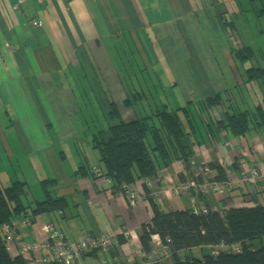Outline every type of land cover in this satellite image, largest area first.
I'll list each match as a JSON object with an SVG mask.
<instances>
[{
    "label": "crops",
    "instance_id": "crops-1",
    "mask_svg": "<svg viewBox=\"0 0 264 264\" xmlns=\"http://www.w3.org/2000/svg\"><path fill=\"white\" fill-rule=\"evenodd\" d=\"M34 20L43 24L35 26ZM229 31L245 36L237 37L243 45L226 43L221 50L225 67L209 35ZM245 39L250 42L246 44ZM243 51L249 58H244ZM257 52L264 56V0H0V173L4 171L0 182L27 181L26 170L34 167L42 190V181L51 179L53 195L68 202L64 212L42 213L30 226L16 221L12 254L18 253L22 243L45 239L41 226L52 220L74 239L83 234L126 236L128 232L127 240L110 253L99 249L88 253L86 264L146 260L140 229L152 219V204L142 199L130 205L125 193L112 189L109 178L91 171L94 166L101 168L92 135L117 122L111 117V104L124 121L153 113L143 114L127 102L132 93L123 71L139 66L140 56L154 68L165 58L168 71L177 78L196 73L182 88L190 104L218 93L231 99L205 105L204 112L193 107L198 137L205 141L195 147L192 164L217 162L235 184L225 194L215 188L186 190L182 188L186 182L180 179L187 174L185 165L176 161L152 179L164 198L165 211L189 209L196 197L219 211L264 205V179L250 183L242 176L251 168L264 171V127L237 135L224 124L229 104L243 111L264 103L260 83L245 82L248 68L264 67L262 59H254ZM237 53L241 59L234 58ZM228 69L235 76L230 81L225 77ZM144 77L140 91L145 93L144 104L151 107L153 103L159 110ZM206 121L215 128L214 135ZM216 174L210 170L207 179ZM144 182L132 185L137 193L146 191ZM44 195L43 190L39 199Z\"/></svg>",
    "mask_w": 264,
    "mask_h": 264
},
{
    "label": "trees",
    "instance_id": "trees-1",
    "mask_svg": "<svg viewBox=\"0 0 264 264\" xmlns=\"http://www.w3.org/2000/svg\"><path fill=\"white\" fill-rule=\"evenodd\" d=\"M242 55L244 58L248 56L246 53ZM246 76V84L259 82L264 90V67H250L246 70ZM143 97L145 93L140 92V98ZM225 100L231 101L230 97L224 99L222 93L214 94L195 103L194 108L199 112L201 107V112H204L205 105L217 106ZM127 102L132 104L131 100ZM263 104H258L255 110L243 111H237L229 104L224 124L237 135L264 127ZM110 108L111 117L116 118L117 122L96 131L91 143L93 149L99 152L101 170L104 177L112 181L114 191L126 194L137 181L154 179L162 168L176 161H182L185 165L187 174L180 176L183 182L192 178L203 183V168L217 171L216 176L210 178L211 182L229 179L226 169L217 162L192 164L195 147L205 141L198 137V121L193 117L192 107L156 110L130 121L120 118L114 104ZM205 125L211 127L212 134L209 133L214 135L213 125L208 121ZM196 169L202 171L198 177L195 175ZM91 171H94L93 167ZM52 182L51 179L43 180L44 198L33 199L27 204L23 199L28 188L26 181L17 179L9 185L0 182V264H29L22 256L13 255L8 249L2 239V225L9 223L15 226L16 221L24 219L34 221L42 213L54 210L64 212L68 207L65 198H58L51 192L49 185ZM150 203L152 219L140 229L142 250L149 253L154 248L153 235H159L172 254L169 261L151 264H264V205L235 206L224 211L209 207L207 213L195 214L191 209L163 211L153 199ZM126 238L118 235L119 245ZM195 248L208 250L203 252L202 257L187 254V251ZM236 248L239 250L236 251Z\"/></svg>",
    "mask_w": 264,
    "mask_h": 264
},
{
    "label": "built area",
    "instance_id": "built-area-1",
    "mask_svg": "<svg viewBox=\"0 0 264 264\" xmlns=\"http://www.w3.org/2000/svg\"><path fill=\"white\" fill-rule=\"evenodd\" d=\"M33 24L35 26H41L43 23L41 20H34ZM93 169L97 176H104L101 168L98 166H94ZM207 172H209V170L203 168V174ZM201 173V170H195L196 177H198V175ZM242 176L245 181L256 183L257 181L264 179V171L262 172L261 169L259 170L256 168H251L247 171L244 170ZM144 183L146 186V191L144 193H137L133 187L128 188L126 191V199L129 204L136 206L137 203L142 199H145L149 202L151 199H153L156 203H158L161 209L165 211L166 207L163 204L164 198L161 195V191L158 190L157 186H155V182L151 179H146ZM233 184H235V182L232 178H229L225 182H211L205 178L203 183H199L196 179L191 178L182 185V188L186 190L193 189L196 192H205L209 188H215L221 194H225ZM190 207L193 213L196 214L207 213L209 211V207L202 202L197 203L193 201ZM51 213L56 215L62 213V211L54 210ZM21 224L30 226L32 221L24 219L21 221ZM41 229L46 235L45 239L35 240L29 243H22L18 253L13 255L22 256L28 261L29 264H83L85 255L90 251L99 249L105 253H110L113 247L119 244L118 238L108 233H105L101 236L83 234L79 237V239H74L70 235H67L61 231L57 227L56 222L52 220L42 224ZM1 234L2 239L8 245V249L12 252V243L14 242L15 235L14 227L9 223L2 225ZM126 236H128V232ZM154 238L156 242L154 248L149 253L142 252V254L146 257V260L142 264H149L151 261L158 262L168 260L170 256V253L168 252L167 247L163 245L162 240L158 236H154ZM160 247H163V251H160ZM147 257H150L151 261H149ZM104 264L109 263L104 261ZM130 264H135V262Z\"/></svg>",
    "mask_w": 264,
    "mask_h": 264
},
{
    "label": "rangeland",
    "instance_id": "rangeland-1",
    "mask_svg": "<svg viewBox=\"0 0 264 264\" xmlns=\"http://www.w3.org/2000/svg\"><path fill=\"white\" fill-rule=\"evenodd\" d=\"M218 33H213L210 34V44L216 49V57L220 60V63L222 65H224L226 67V63L224 61H222V57L220 55L221 50L223 49V47H225L226 43L232 44V45H236V47L243 45L244 43L240 42L239 39L237 38L239 36V34L235 31H229V33L227 34H220L219 36H217ZM240 36H245L243 34H240ZM245 43L248 44L250 41L249 39H245ZM254 48L258 49V45H253ZM245 50V49H244ZM153 53V51H152ZM244 53V51H243ZM246 53V52H245ZM155 54V53H153ZM240 54H236L234 56L235 59H241L239 57ZM119 58H122L121 56H119ZM151 60H155L156 58L154 56H150ZM246 58H249L248 56ZM259 58L260 60L262 59V61H264V56H262L261 53L257 52L256 56L254 57V59ZM154 61V62H155ZM162 65L160 66H156L154 67H148L144 60L142 59V57L140 56V65L138 66V64L129 66V72L123 71L125 76H126V80L127 83L129 85L128 89H130V93H132L130 100L132 101V105L135 108H139L141 109V111H143V114L145 113H151V112H155L157 107L156 105H154L152 102L151 107L147 106L144 104V101L146 100L144 97L143 98H139L138 92L141 91V88H143L144 83H146V79L144 76H146L149 80V83L152 87V93L156 96L157 100H158V105H159V110L162 111L165 109V106H167V109H172L175 110L177 108H181V107H185V106H190V107H194L195 104H190L188 103V101L184 98L183 94H182V88L185 84H189V76H191L192 73H182V75L180 76V78H177L172 72L168 71V62L166 61V59L162 58ZM249 62V61H247ZM161 63V62H160ZM240 63V62H238ZM249 66V65H248ZM263 66V63H262ZM160 70L158 71L157 69ZM144 73H142L141 71ZM157 70V71H155ZM196 73L192 74V79L194 80L193 76ZM225 77L226 79H230L231 77H234V73L232 71H230L229 69L225 71ZM230 81V80H229ZM175 84H179V85H175ZM137 87L138 90H137ZM145 91L147 93V96L149 97V100L152 101V97H151V93L148 91L147 88H145ZM260 96H264V93H260ZM140 99V100H139ZM241 98H238L237 101L240 103ZM147 101V100H146ZM144 107H146V111L144 110ZM93 124H95V121H92ZM96 124H99L98 121H96ZM1 175L4 174V171L1 170ZM7 175H5L2 178H5ZM26 182L28 183V188L26 191V195L24 196V202L27 204L29 201H33V199H39L40 197L43 196V190L42 187L40 185L39 182V177L37 175V171L34 167H32L31 169H27L26 170ZM205 178L207 179L208 177V172L204 174ZM19 178H16L15 180H17ZM19 180H23V178H20ZM209 180V179H208ZM156 186V185H155ZM49 187H51V184L49 185ZM208 249L205 250V252H207ZM195 255L193 256H203V253H201V248H195ZM188 255H191L192 252L189 251L187 253ZM84 264H86V261L84 260Z\"/></svg>",
    "mask_w": 264,
    "mask_h": 264
},
{
    "label": "bare ground",
    "instance_id": "bare-ground-1",
    "mask_svg": "<svg viewBox=\"0 0 264 264\" xmlns=\"http://www.w3.org/2000/svg\"><path fill=\"white\" fill-rule=\"evenodd\" d=\"M193 201H195V202H197V203H203V204H205L199 197H196V198H193V200H192V202ZM191 202V203H192ZM206 205V204H205ZM190 206H191V204H190ZM189 206V209H191V207ZM207 206V205H206ZM209 207V206H208ZM210 208H212V207H210ZM213 210H218L217 208H212ZM191 211H192V209H191ZM193 212V211H192ZM196 214V213H195ZM113 236V235H112ZM115 237H117L118 238V236L117 235H114ZM154 236H158L159 238H160V236L159 235H153V244H154V246L156 245V242H155V238H154ZM161 239V238H160ZM165 246V245H164ZM161 249H160V251H163V247H160ZM168 249V248H167ZM239 249H237L236 248V251H238ZM92 251H94V250H92ZM92 251H90V252H92ZM100 251H102V250H100ZM89 252V253H90ZM103 252V251H102ZM144 252V251H143ZM168 252L170 253V256H169V258H168V260H163V261H169V260H171V257H172V254H171V251L168 249ZM88 254V253H87ZM86 254V255H87ZM86 255H85V257H86ZM85 257H84V260H85ZM155 262V261H154ZM158 262H160V261H158ZM151 263H153V261H151V262H149V264H151ZM83 264H84V261H83Z\"/></svg>",
    "mask_w": 264,
    "mask_h": 264
}]
</instances>
